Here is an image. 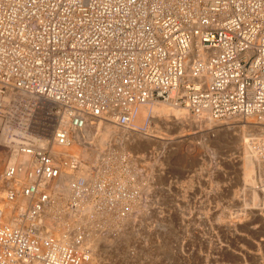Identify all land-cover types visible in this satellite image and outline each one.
<instances>
[{
    "label": "built area",
    "instance_id": "obj_1",
    "mask_svg": "<svg viewBox=\"0 0 264 264\" xmlns=\"http://www.w3.org/2000/svg\"><path fill=\"white\" fill-rule=\"evenodd\" d=\"M158 102L264 123V0H0V264H85L93 235L133 218L139 155L107 148L82 167L52 146L97 119L146 134Z\"/></svg>",
    "mask_w": 264,
    "mask_h": 264
},
{
    "label": "rangeland",
    "instance_id": "obj_2",
    "mask_svg": "<svg viewBox=\"0 0 264 264\" xmlns=\"http://www.w3.org/2000/svg\"><path fill=\"white\" fill-rule=\"evenodd\" d=\"M246 119L210 122L187 115L182 119L185 136L179 142L142 141L143 150L133 143L140 142L134 140L137 134L119 128L117 139L109 141L101 154L107 148L127 146L140 156L145 199L121 230L98 235L100 243L92 244L96 260L91 264H264V159L255 148V142H264V133L248 127L244 138L242 128L234 126L246 124ZM163 127L154 129L178 132ZM6 151L0 141L1 167ZM252 189L257 190L258 206L252 204Z\"/></svg>",
    "mask_w": 264,
    "mask_h": 264
},
{
    "label": "bare ground",
    "instance_id": "obj_3",
    "mask_svg": "<svg viewBox=\"0 0 264 264\" xmlns=\"http://www.w3.org/2000/svg\"><path fill=\"white\" fill-rule=\"evenodd\" d=\"M149 110V107L148 106H143L141 108V112H140V116L139 118L137 119L136 123L138 124H142L145 120V117H146V114ZM153 118L151 120V125H150V129L149 131L146 133L145 136H143V133H140L136 130H127V132L130 134V135H134L137 134L136 136L138 138H134V140H137L139 139V142L138 141H133V143L135 144V146H137V148L140 150H143L145 149V145L146 144H143V143H156V142H159L161 139H169V143H176V142H179L181 137L185 136V129L186 127L183 126V118L187 117V115H190L189 111H187L186 108H182V107H174L170 104H167L165 102H158L156 103L154 106H153ZM203 118H206V120H210V122L214 121L212 118L210 117H202ZM252 117H249L247 118L246 120H244L246 122V124H240V125H236L234 127H241L242 128V132H243V135H244V138L246 137L247 133H246V129L248 127H252V128H257L260 130V132L262 131L264 133V123H261L263 125H258L257 123L255 124L256 122V119L252 118ZM199 120V119H198ZM255 120V121H254ZM218 121V120H217ZM171 123V125L173 126H169L170 124L168 123ZM185 122V121H184ZM192 122V121H191ZM229 122V121H228ZM48 122H46L47 124ZM201 123V122H200ZM209 123V122H208ZM234 123V122H233ZM239 123V122H237ZM252 123V124H251ZM185 124V123H184ZM189 124V123H188ZM211 124V123H210ZM209 124V125H210ZM60 125H64V126H67L68 124H65V123H62ZM192 125V123H191ZM161 127V126H164L166 129H168V131L170 132L172 129H170V127H173L174 129H178V132L175 133H172V134H168V133H165L163 130H161L162 128H159L157 130L154 129V127ZM200 126V125H199ZM163 127V128H164ZM211 127V125H210ZM228 127V126H227ZM229 128V127H228ZM119 127L112 121H109V120H104V119H97L95 120L93 123H91L89 126H87L86 129H84L83 131L79 132V131H75V138H74V141L72 142V144L70 146H64V145H61V144H57V143H53V146H52V151L56 154H61V156L65 153H71L72 155L76 156L77 158H80L79 161H80V164L82 167H88L89 165H87V163L85 162V160H89L88 164H97L99 161V157L101 155V152L102 150L105 148V146L108 144L109 141L111 140H114V139H117V135H118V132H119ZM122 131V130H121ZM163 131V132H162ZM15 132V131H14ZM158 134H157V133ZM254 132V131H253ZM124 133V132H123ZM128 134V135H129ZM191 134V133H189ZM262 134V133H261ZM44 135H48V134H44ZM157 135H159L160 139L157 138ZM16 136L15 133H12V136L9 135H6L4 138L6 140H10V139H13L14 137ZM141 136V138H140ZM248 136V135H247ZM128 137V136H127ZM256 137V136H255ZM47 138V137H46ZM126 138V137H125ZM131 138V137H129ZM126 140V139H125ZM128 140V139H127ZM259 140V139H258ZM143 141V143H142ZM164 141V140H163ZM245 141L247 142L248 139ZM125 142V141H124ZM123 142V143H124ZM162 142V141H160ZM168 142V141H167ZM166 142V144H167ZM245 142V143H246ZM132 141L130 142V145L133 144ZM165 143V142H164ZM254 143V142H253ZM128 145V144H127ZM128 146V147H129ZM244 146V145H243ZM127 147V146H126ZM132 147V146H131ZM251 147V146H250ZM254 147V146H253ZM134 148V147H133ZM137 149V150H138ZM245 151H243L244 153L246 152V149H247V146L244 147ZM243 149V150H244ZM253 149V148H252ZM134 150V149H133ZM256 151V150H255ZM254 151H252L253 153ZM247 153V152H246ZM251 153V154H252ZM250 154V153H249ZM250 154V155H251ZM10 155V154H9ZM144 156V155H143ZM247 156V155H246ZM249 156V155H248ZM247 156V157H248ZM256 156V155H254ZM8 157V156H7ZM257 160H260L261 158L257 155ZM256 157H254L256 159ZM177 158V157H176ZM147 159V158H146ZM246 159V158H245ZM84 160V161H83ZM244 160V159H243ZM256 161V160H255ZM247 162H249L247 160ZM8 163V158L5 160V163L3 164V166L1 167V164H0V176L2 174V171L3 169L5 168V166L7 165ZM246 163V162H245ZM260 164V161L258 162ZM249 164V163H248ZM262 164V163H261ZM244 164H242V167H245L243 166ZM264 165V162L263 164ZM61 166H62V163H61ZM252 166V165H251ZM260 167V166H259ZM262 168V167H261ZM83 169V168H82ZM80 169V171H78V173L80 172H83V170ZM244 169V168H243ZM246 169V168H245ZM66 170L68 171V167L66 166H63V172H66ZM251 170V169H250ZM263 170V169H262ZM245 171V170H244ZM253 171L249 172L252 173ZM149 174V173H148ZM248 174V173H247ZM246 174V175H247ZM248 174V175H249ZM64 178L62 180V186L64 187L65 184H66V181H68V178L66 176V174H64ZM243 175V174H242ZM254 175V174H253ZM250 176V175H249ZM250 182V180H249ZM246 185V184H245ZM254 185V184H253ZM148 186V185H147ZM162 190V189H161ZM63 191L64 192H68V188L64 187L63 188ZM251 191V190H250ZM221 194V193H220ZM253 194V195H252ZM251 195L253 196L252 198V204L253 205H257L259 204L258 200L259 198H256L257 196V190H253L252 189V192H251ZM4 196V193L2 192V190H0V205L2 204V197ZM192 198V197H191ZM257 200V201H256ZM249 204V203H248ZM251 204V203H250ZM139 206V205H138ZM137 206V207H138ZM142 206V205H141ZM144 206V205H143ZM144 210V209H143ZM241 210V209H240ZM159 211V210H158ZM154 213V212H153ZM223 214V213H222ZM158 215V213H157ZM148 216V214H147ZM211 216V215H210ZM155 217V215L153 216ZM161 217H162V214H161ZM194 217V216H193ZM163 218V217H162ZM157 219V218H156ZM159 221V220H158ZM166 221V220H165ZM49 224H52L53 225V233L56 235V236H59L60 233H61V230H62V227L60 223H54L51 221V220H48L47 221ZM130 227V226H129ZM166 227V226H165ZM160 228V227H159ZM161 229V228H160ZM170 229V228H169ZM230 229V228H229ZM155 235V234H154ZM103 236V237H106L105 235H100V237ZM130 236V235H129ZM126 237V236H125ZM159 237V236H158ZM169 237V236H168ZM98 237H96L95 235L92 236V244L95 245L96 247L98 246L97 243L99 244L100 242H98ZM167 238V237H166ZM111 239V238H110ZM109 239V240H110ZM145 239V238H144ZM163 239V238H162ZM109 240H107V242H109ZM103 241V240H102ZM129 241V240H128ZM168 241V239H167ZM124 242V241H123ZM122 242V243H123ZM142 243V242H141ZM168 243V242H167ZM130 244V243H129ZM152 244V243H151ZM169 244V243H168ZM106 245V244H105ZM137 245V244H136ZM140 245V244H139ZM151 246V245H150ZM170 246V245H168ZM106 247V246H105ZM105 247H104V250H105ZM109 247V246H108ZM137 247V246H136ZM94 248V247H93ZM130 249V248H129ZM96 250V249H95ZM120 250V249H119ZM122 250V249H121ZM106 251V250H105ZM160 254V253H159ZM113 255H117L116 253L113 254ZM134 255V254H133ZM145 257V256H144ZM149 257V256H148ZM151 257V256H150ZM159 257V256H158ZM238 257V256H237ZM112 258V257H111ZM118 258V256H117ZM122 258V257H121ZM120 258V259H121ZM102 259V258H101ZM100 259V260H101ZM113 259V258H112ZM116 259V258H115ZM143 259V258H142ZM149 259V258H148ZM94 260H96V252L93 251V258L91 261L85 263V264H91ZM105 260V259H104ZM103 260V261H104ZM118 260V259H117ZM125 260V259H124ZM152 260V259H151ZM120 261V260H119ZM101 262V261H100ZM107 262V261H106ZM132 262V261H130ZM115 263V262H113ZM112 263V264H113ZM123 262H121L120 264H122ZM140 263V262H139ZM100 264V263H99ZM119 264V263H118ZM129 264V263H128ZM239 264V263H238Z\"/></svg>",
    "mask_w": 264,
    "mask_h": 264
}]
</instances>
